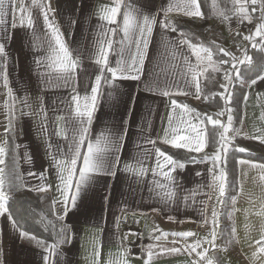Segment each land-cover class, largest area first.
<instances>
[{"label":"snow or ice","instance_id":"6c2138e0","mask_svg":"<svg viewBox=\"0 0 264 264\" xmlns=\"http://www.w3.org/2000/svg\"><path fill=\"white\" fill-rule=\"evenodd\" d=\"M231 3V11L234 12L239 24L244 21L250 24L253 23L252 13L259 11V23L255 25V32L244 36L243 40L253 42V47H256V37H260L261 41L264 42V0H231ZM154 6L155 0H135L133 3H128L127 0H115L113 6L100 8L96 15L98 21L103 22L98 24V36L102 39L97 40L98 53L95 60V64L99 68V74L95 76L90 94L81 96L74 82V75L80 63L77 59H74L73 51L66 43L64 34L54 19L51 18L55 12L51 7V0H0V80L3 81V86L7 89V96L13 101V105L9 108L7 114V124L4 126L3 137L0 138V165H6L4 156L7 153L14 154V177L17 181L18 190L20 187L27 188V182L18 167L19 159H17V156L20 145L16 143L18 116L15 107V101L18 98L14 96L13 89L9 87V65L12 62V57L8 49L11 47L13 36L16 34L18 27L32 29L33 36L36 35L37 16L34 15V12L42 17L43 26L47 29L45 33L47 38L36 37L38 42L32 45L34 68L31 70L35 72L39 82L47 89L55 90L71 87L70 100L67 102L62 101V103L67 104L69 115L57 117L52 122L56 127L51 130L50 118L42 107L38 106L39 111H37L31 106L28 98L19 100V103L23 105V108L19 110L20 116L42 117L39 121V131L44 158L48 160L49 169L58 180L55 185L41 183L34 188H28V190L38 193L54 191L59 194L58 197L53 196L51 198V210L55 213L57 206H60L59 210L62 212V215L56 217L57 221H63L69 214L75 216L87 209L88 193L99 175L116 176L117 173L114 169L118 168L120 154L127 139V130L123 127V123H131V113L126 114V120L122 123L121 131L118 133L106 135L101 132L93 137L92 125L97 119L100 89L102 84L109 86L107 102L110 106H115L124 95L116 87L115 81L140 80L145 72L146 61L150 59V48L154 43L169 52L170 67L173 70L180 68L182 63L186 72L182 71L180 74L185 77L187 87L195 89L194 93L183 89H178L175 93L170 89L160 90L162 96L170 98L169 107L171 108V112L167 117L168 127L165 129L162 143L175 149H185L189 154H201L199 156L189 155L187 157L189 163L207 164L211 162L212 167L207 168L206 171L211 175L212 182L203 185V187H208L215 192L216 204L224 202L228 187H232L233 191L236 187H239L240 192L243 193L242 182L237 185L235 181H229L228 179L230 153L233 150L241 153L247 151L246 148L235 144V140L239 136V130L233 126L235 109L232 104L235 102L236 95L233 89V80L238 79V74L234 77L233 73L237 72L239 64H253L252 57L247 55V49H245L244 59L240 60L230 50L216 46V52L222 54V56L218 60H214V53L211 49L193 44L184 32H181L179 37L170 39L171 34L177 32V25L167 19L160 20L158 18L160 13L153 11ZM174 7L193 19L203 18L204 16L201 11V3L198 0H179L176 4L168 3L167 6H161L160 12L167 17ZM224 19L229 18L225 16ZM78 22V20H70V27H74ZM157 28H159V31L154 35ZM119 34H122V37L116 40L115 38ZM157 35L159 36L158 40ZM116 44L119 45V58L115 61V66H111L109 52L114 50ZM185 46L195 56V64L192 63L191 57L185 54ZM261 52H264V43H261ZM76 55H79V53H76ZM229 64L231 65L230 70L225 67ZM253 68L255 78H249L247 81L240 80L242 88L244 85L249 88L258 86V82L259 86H264V56L260 57L258 63L253 64ZM221 69H223V82L219 84L221 91L213 95H218L224 104L222 109L215 113V118L213 115L207 114L202 116L196 113L188 104L178 103L176 99L171 98L175 95H193L195 99H201L204 89L199 77L203 76L207 79L210 72L219 73ZM105 72L110 74L111 79L104 75ZM188 76H190V80L187 79ZM145 90L152 92L153 84L146 83ZM248 98L247 95L243 96L245 102ZM203 99L207 101L209 96L204 95ZM178 108L181 109L180 121L177 126H173L172 113ZM224 115H227L226 123L218 118ZM260 119L264 120V112H262ZM61 122H63V126ZM207 125L218 128L220 131L212 136L207 131ZM150 128L151 124L149 123L148 129ZM69 131L71 135H69ZM140 131L143 133L145 128L141 127ZM53 137L61 138L64 143L53 142ZM243 138L258 141L261 145H264V129H259L256 133L245 135ZM147 142L152 145L157 158L155 168L148 169L143 166L142 162L138 161L140 166L137 169L134 165L125 162L123 171H134L135 176L138 178H143L151 171L153 177L159 176L162 177L163 181L168 182L173 190L165 192L166 199L161 201L164 208L175 205V210L179 211L181 205L187 208L191 204H195L198 189H190L187 195H180V184L176 178V173L178 169H185V163L174 159L166 150L156 147V141L151 140L150 137L147 138ZM209 147H215V151L211 155L205 152V149ZM23 160L25 163L32 164L33 156L25 150ZM234 164L240 169L242 176L246 175L244 169L259 170V180L264 184V163H254L251 159H239L235 160ZM4 172L5 169L0 167V217L6 216L8 218L13 231L17 234V238L29 244L34 243L37 247L44 249L47 254L41 255V264H53L52 257L60 256V247L70 243L71 237L67 234L63 225L59 231L56 230L55 225H51L55 235V242L52 244H48L44 239H39L35 234H30L25 226L15 218L6 203L10 200V196L4 190ZM27 175L31 177L38 176L41 181L47 180L44 171L37 173L29 168ZM195 175L202 176L203 174L197 171ZM21 181H24V183L20 184ZM153 184L156 188H168V184L156 179L153 180ZM203 195L207 199L200 201L199 215L201 223L208 225V203L212 200V195L209 193H203ZM237 199L236 195L231 196L233 205L237 203ZM257 215L264 218V205H262ZM219 216L220 213L216 205H213L208 238L204 239L203 242L201 239H195L194 243L185 244L183 247L177 246L178 241H172L170 247L161 245L159 241L166 238L168 233H164L159 228L154 229L153 231L159 233V235H150V239L157 243L148 244L146 247L141 246L142 253L147 257L143 260V264H153L154 258L157 256L180 254L181 252H186L189 255L195 253L199 257V259L191 261L190 264H201V262L203 264H217L215 257L207 255L208 249H204L203 244H208L213 248L217 246V240L220 236L218 231ZM167 219L175 222L176 217L168 215ZM180 222L183 223L184 221ZM119 223L120 221L117 220V229ZM48 227L49 225L45 224L44 230L48 231ZM129 235L137 234L124 233L121 235V241L127 240ZM171 235L179 238H193L197 234L192 231H182L171 233ZM235 236L236 229L233 227L228 238L224 241L225 245H230ZM260 237L256 241V250L252 254L253 264H264V222L260 226ZM224 250H227V247ZM129 253L130 249L123 247L119 261L114 262L110 259L108 264H131ZM100 256V251L94 245L93 264H101ZM0 264H32V262L24 260L10 261L7 253L0 245Z\"/></svg>","mask_w":264,"mask_h":264},{"label":"crops","instance_id":"0c3cea01","mask_svg":"<svg viewBox=\"0 0 264 264\" xmlns=\"http://www.w3.org/2000/svg\"><path fill=\"white\" fill-rule=\"evenodd\" d=\"M127 2L133 3L135 0H127ZM178 2L179 0H155L153 11L160 13L158 17L160 20L172 18L176 15L186 16L180 9L175 7L168 13L167 17L160 12L162 5L167 6L168 3L176 4ZM198 2L200 1L198 0ZM114 3L115 0H51V7L55 10L51 18L54 19L64 34L66 43H68L70 50L73 51L74 59H77L80 63L74 75V82L81 96L90 94L95 76L99 74V68L95 64V60L98 53L97 40L102 39V37L98 36V24L103 22L98 21L96 14L101 7H111ZM201 11L203 12L202 7ZM34 15L37 16L36 35L33 36L32 29H21L18 27L16 34L13 36L11 47L8 49L12 57V62L9 65V87L13 89L14 96L18 98L15 101L18 116L16 143L20 145L17 156V159H19L18 167L25 177L27 189L34 188L41 183L55 185L58 180L49 169L48 160L44 158L43 144L40 139L41 133L39 131V121L42 117L29 118L28 116H20L19 110L23 108V105L19 103V100L28 98L31 106L37 111H39V107H42L50 118L49 125L51 130L56 127L52 122L57 117L69 115L67 104L62 103V101H69L71 96V87L55 90L47 89L39 82L35 72L31 70L34 68L32 45L38 42L37 36L42 39L47 38L45 36L47 29L43 26L42 17H39L36 12H34ZM230 16H232L231 18L235 17L233 14L227 16L230 19L229 22L226 19L227 24L230 27H236L237 18L236 23H234L231 21ZM70 20H78L79 22L74 27H70ZM224 24H226L225 19ZM233 24L235 25L232 26ZM158 31L159 28L154 32V35ZM179 35L180 32L177 31L171 34L169 38L175 39ZM121 37L122 34H119L115 39L119 40ZM156 38L158 40L159 36L157 35ZM118 49L119 45L116 44L114 45V50L109 52L111 66H115V61L119 58ZM184 52L191 57L192 63L195 64L196 58L186 46L184 47ZM76 53H79V55H76ZM182 71L186 72L182 63L180 68L173 70L170 67L169 52L154 43L150 48V59L146 61L145 72L140 80L115 81L116 87L124 93L115 106H110L107 102L109 86L102 84L96 114L97 119L92 125V136L95 137L101 132L106 135L118 133L121 131L122 123L126 120V114L131 113V123H123V127L127 130V139L120 154L118 168L114 169L117 173L116 176L99 175L97 177L96 182L88 193V206L85 211L75 216L69 214L63 221H57L56 217L62 215V212L59 210L60 206H57L55 213L51 210V198L53 196L58 197L59 194L54 191L39 193L43 197V207L51 211V215H48L50 222L53 225H57V231L63 225L67 234L71 237L70 243L60 247V256L52 257L53 264H93L94 245L101 253V264H108L110 259L114 262L119 261L120 253L123 251V247L126 246L121 241L120 223L117 229L116 221H121L126 217L133 219L136 223L135 225H139V229L133 228L137 234V239L134 244L135 249L132 254H129L131 264H143V260L147 257L142 253L141 246L146 247L148 244L157 243L150 239V235H159V233L153 231L156 228L168 233L166 238H162L159 241L164 246H172V241H178L177 246L180 247L194 243L195 239H201L203 242L204 239L208 238V232L211 227L210 219L213 205H216L220 213L218 224L220 236L217 240V246H221L224 249L227 247L226 252L229 253L224 255L226 258L224 264H253L252 254L256 250V241L261 238L260 226L264 222V218L257 215L262 205H264V184L259 180V170L244 169L246 175L242 176L240 169L236 167L238 172L237 185L242 182L243 193L237 187L234 194L238 198L237 203L235 205L231 203L228 211L230 231L235 227L236 236L232 243L227 246L223 243L221 222V208L224 202L216 204L215 192L208 187H203V185L212 182L211 175L206 171L207 168L212 167L211 162L207 164H192L179 161L186 165L185 169H178L176 173V178L180 184V195H187L190 189H198L195 196L196 203L191 204L187 208L181 205L179 211L175 210V205H169L167 208L163 207L161 201L166 199L165 192L171 191L173 188L168 182L163 181L162 177H153L152 172L149 171L143 178H138L135 176L134 171H123L125 162L134 165L137 169L140 166L138 161L142 162L143 166L148 169L155 168L157 158L152 145L147 142V138L150 137L151 140L156 141V147H159L158 143H162L165 129L168 127L167 117L171 112L169 107L170 98L162 96L160 90L170 89L175 93L178 89H183L190 93L195 92L194 88L187 87L185 77L180 74ZM104 75L111 79L110 74L105 72ZM187 79L190 80V76ZM199 79L201 80L202 77H199ZM146 83L153 84L152 92L145 90ZM6 93L7 89L3 86V81L0 80V138L3 137L4 126L7 124L9 108L13 105V101L9 99ZM261 94H264V86H259V82L258 86L251 88L247 86L245 95L249 98L243 104L244 115L242 123L236 128L239 130V135H252L257 130L264 129V120L260 119L262 112H264V95ZM177 96L183 97L184 95H175L171 98L176 99L178 103H186L194 109L190 103L179 100ZM184 97L196 104L203 101V95L199 100L195 99L193 95ZM195 112L200 114L196 110ZM172 115L173 126H177L181 117V109H176ZM219 119L222 121V118ZM149 123L151 124L150 129H148ZM61 125L63 126V122H61ZM141 127L145 128L143 133L140 131ZM69 135H71L70 131ZM52 139L53 142L64 143L61 138L53 137ZM25 150L33 156L32 164L24 162L23 154ZM7 154L8 168L5 169L6 174L4 172L3 178L5 181L4 190L10 196L17 189V181L14 177V154L11 152ZM9 158L10 162H8ZM239 159L247 160L248 158H237V160ZM252 161L254 163H262ZM0 167L4 168V165H0ZM29 168L37 173L44 171L47 180L41 181L38 176H28L27 170ZM197 171L203 175H195ZM154 179L168 184V188H156L153 184ZM23 183L24 181L20 182V184ZM203 193L212 195V200L208 203V225L201 223L199 215L200 201L207 199ZM153 209L162 210L154 211ZM168 215L175 216V222L169 221L167 219ZM180 221L184 222L181 223ZM182 231H192L197 235L193 238H179L171 235V233ZM44 240L48 244L55 242V240ZM0 245H2L10 261L24 260L30 261L32 264H41V255L47 254L44 249L37 247L34 243L29 244L17 238V234L13 231L6 216L0 217ZM203 248L208 249V256L209 252L215 249L208 244H203ZM197 259L199 257L195 253L189 255L186 252H181L180 254L157 256L154 258L153 264H190L191 261Z\"/></svg>","mask_w":264,"mask_h":264},{"label":"trees","instance_id":"16d2710c","mask_svg":"<svg viewBox=\"0 0 264 264\" xmlns=\"http://www.w3.org/2000/svg\"><path fill=\"white\" fill-rule=\"evenodd\" d=\"M204 13L203 18H191L189 16L176 15L167 20L173 24L177 25L178 32H184L187 34V38L195 45H202L203 47L209 48L214 53V60H218L222 54L216 52V46L224 47L228 50V46L223 40V24L224 18L220 14H232V3L231 0H199ZM254 20L253 23H248L244 21L237 29V37L243 38L249 31H252L256 24L259 23V11L252 13ZM222 20V21H221ZM253 43H250L247 53H251L253 58V64L258 63L261 56H264V52H261V46L253 47ZM227 59V58H225ZM253 64H242L238 73V79L233 80V89L236 93L235 102L232 107L235 109L234 115V128L241 125L244 115V100L243 96L246 94L247 85L241 87L240 80H249V78H255ZM201 85L204 89L203 96L208 95L209 100H203L201 103H194L187 97L177 96L181 101L190 103L192 107L198 111L200 114L213 115L215 118V113L220 111L223 107V100L218 95H213L221 91L219 89V84L223 82V71L219 73H209L207 79L202 76ZM218 118H222L218 117ZM207 131L210 135L215 136L220 129L213 128L211 125H207ZM244 135H239L235 144L239 147H244L247 151L241 153L233 150L230 153V158L228 161V171H229V181H235L237 184L238 172L234 164L237 158L245 157L254 161H259L264 163V145H261L258 141L251 139H244ZM158 146L162 150L174 157L178 161L188 162L187 157L189 155L199 156L201 154H189L187 150L175 149L169 145H164L163 143H158ZM215 150V147H209L205 149V152L209 155ZM232 187H228L224 203L222 206V232L223 239L225 241L230 233V224L228 223V211L231 207V196L235 194ZM43 197L36 191H30L27 188H21L16 190L10 195V200L7 205L10 207L13 215L19 221L20 224L24 225L25 228L31 233L37 235V237L44 238L46 240H55V235L52 231L49 216L51 215L50 209L43 207L42 203ZM48 217V218H47ZM50 222V224H49ZM48 224V231L44 230V225ZM57 227V225H55Z\"/></svg>","mask_w":264,"mask_h":264},{"label":"rangeland","instance_id":"374dc122","mask_svg":"<svg viewBox=\"0 0 264 264\" xmlns=\"http://www.w3.org/2000/svg\"><path fill=\"white\" fill-rule=\"evenodd\" d=\"M232 14H233V16L235 15L234 12ZM232 14H225V15L220 14V16L224 18L225 16H229V15H232ZM231 17L232 16H230V18ZM229 20L230 19H228V22H229ZM231 21L236 23V16L231 18ZM225 22H226V24H223V31H224L223 40H224L225 44L228 46V50H230L234 55H236L238 57V59L243 60L244 59L245 49H247V51H248V47H249L248 46V41H244L243 38H241V37H240V39H238L239 37L234 39L235 37H237V31H238L237 29H239V27H241L242 24L237 23L236 27H230L227 24L226 19H225ZM234 25L235 24H233L232 26H234ZM252 29H253L252 33H254L255 32V27L252 28ZM233 33H234V35H233ZM246 34L249 35V33H247V32H246ZM255 43H256V46H261V43H264V42L261 41L260 37H256ZM247 55L252 57V60H253L254 57L252 56L251 53H247ZM241 66H242V64L238 65L237 72L233 73L234 77L237 76V74L239 73V70H240ZM225 67H227L230 70L231 65L229 64V65H227ZM221 71H223V69H221ZM222 122H225V123L227 122V115L222 116ZM7 157H8V154H6L4 156V159L6 160V165H4V169L8 168ZM8 162H10V158L8 159ZM5 174H6V171H5ZM16 190H18V189H16ZM15 191H13V193ZM125 219L126 220L129 219V222L126 224V226L125 225L122 226L121 224H122V220L123 219L120 221V229H121L120 232L122 234L129 233L133 228L139 229L138 228L139 225H135L136 223H135V221L133 219H130V218H127V217ZM138 224H140V223L138 222ZM136 239H137V235H132L133 245H131L132 242L128 243L127 240L123 241L124 245L126 247L128 246L127 248L130 249V253L129 254H132V251L135 249V245L134 244L136 242ZM223 243H224V240H223ZM227 254H229V253H227L226 250H224L223 247H221V246L218 247L217 246V247H215V249H212V251L209 252V257H215L217 264H224V262L226 260L224 255H227ZM223 258H224V260H223Z\"/></svg>","mask_w":264,"mask_h":264},{"label":"built area","instance_id":"2783aa9c","mask_svg":"<svg viewBox=\"0 0 264 264\" xmlns=\"http://www.w3.org/2000/svg\"><path fill=\"white\" fill-rule=\"evenodd\" d=\"M249 32H250V34H252V31H249ZM233 35H234V33H233ZM250 43H252V42H249V41H248V46L250 45ZM128 222H129V219H128V220L123 219L121 225H122V226H124V225L126 226V224H127ZM129 224H130V223H129ZM129 233H135V229H134V230L132 229ZM127 241H128V243H129V242H132L131 245H133L132 235H129V236H128ZM127 247H128V246H127Z\"/></svg>","mask_w":264,"mask_h":264}]
</instances>
